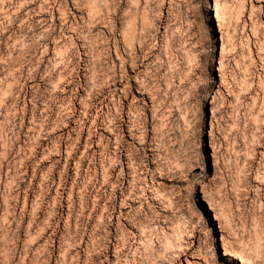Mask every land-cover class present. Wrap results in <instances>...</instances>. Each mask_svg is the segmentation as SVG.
<instances>
[{
	"label": "rangeland",
	"instance_id": "374dc122",
	"mask_svg": "<svg viewBox=\"0 0 264 264\" xmlns=\"http://www.w3.org/2000/svg\"><path fill=\"white\" fill-rule=\"evenodd\" d=\"M0 264H264V0H0Z\"/></svg>",
	"mask_w": 264,
	"mask_h": 264
}]
</instances>
